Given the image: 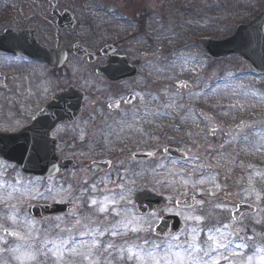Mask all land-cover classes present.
Masks as SVG:
<instances>
[{
	"label": "rangeland",
	"instance_id": "rangeland-1",
	"mask_svg": "<svg viewBox=\"0 0 264 264\" xmlns=\"http://www.w3.org/2000/svg\"><path fill=\"white\" fill-rule=\"evenodd\" d=\"M58 1L62 8L67 7L69 12L78 15V24L72 34L59 31L51 16L47 17L48 0H0V32L6 28L18 31L34 29L55 50H71L75 43H79L96 52L115 44L121 49L120 54L125 55L133 67H137L138 76L125 85L117 86V89L123 87L126 93L139 96L141 115L133 118L130 114V119L123 121L117 128L118 131L124 127L126 132L120 143L111 142L115 134L106 132L104 136L107 133L110 136L106 135L107 142L97 151L101 158H116L113 175L117 170L123 174L125 168L141 174L134 183L120 181L117 185L107 184L108 188H115L117 192L121 190L119 184L126 185L125 191L132 184L129 198L118 201L117 207L127 208L137 214L133 209V195L136 188L143 185L171 198L172 203L183 199L185 193H195L198 201H204L203 213L199 212L197 205V214L206 216L209 211H213L221 223L245 228L246 231H258L257 235L262 237V241L256 240L258 236L254 237L255 232L249 234L247 231V235L253 236L248 243L264 248V78L239 58L220 62L210 60L199 42L202 38L223 40L233 36L237 26L250 23L264 12V0ZM195 65L198 67L193 68ZM66 70L79 88L91 91L90 105L97 99L103 103V94L112 90L94 73L86 71L83 62L73 56ZM49 84L54 90L69 86L64 80L60 83L55 78L50 79ZM187 84L192 90L181 87ZM97 106L94 104L90 110ZM136 120L142 123L137 126L134 123ZM97 123L101 122L97 120ZM106 125L104 121L102 128L92 129L91 120L85 117L69 131L70 140L73 141L68 140L67 145H73V142L75 145L68 150L80 154V149H74L76 146L90 147L86 143L89 135L87 131L92 129L91 132L97 137ZM136 126L137 133L133 136L131 130ZM235 129L240 132H234ZM237 141L241 143L236 145ZM167 147L185 150L189 158L198 157L194 163L204 165L201 169L204 178L217 172L215 183L220 187L216 188L211 183L203 187H191L190 182L197 178V174L189 170L191 165L185 168L182 167L183 163L174 165L173 161L165 158L162 149ZM148 149L154 150L160 157L151 163H143L147 166L130 159L134 151ZM122 152L127 153L126 163L119 156ZM70 156L78 157V154L70 153ZM119 162L122 164L118 168ZM162 163L166 167H159ZM8 169V166L0 164V184L5 185L0 195L6 196L11 190L9 186L15 185L19 192L13 195L23 194V199L17 205L22 214H27L28 206L36 202L37 197L55 200L57 196L55 199L51 197L55 193L56 183L64 182L63 177L52 181L56 183L52 184L54 189L49 193L51 181L28 182L18 171L13 174ZM79 174L77 171L67 180L70 181L71 177L77 179ZM169 181L174 182V188L168 186ZM185 181H189L187 186ZM209 191L214 192L215 196L200 195L201 192ZM64 193L72 195L68 190ZM108 194L111 195L101 191L96 199L102 201ZM237 201L255 206L257 212L254 216H243L241 222L235 224L231 213L235 211ZM11 202L15 203V200ZM75 203L80 211L77 215L62 222L55 221L54 224L49 221V227L53 228L52 236L59 231L54 228L57 223L62 227H71L77 218L83 221V210H80L83 200L78 199ZM214 204H227L231 213L213 208ZM0 206L6 210V205ZM108 206L111 210L112 205L109 203ZM177 212L181 215H176ZM185 212L172 204L170 209L161 214L138 217L150 221L154 228L161 217L178 216L184 224L182 235L186 229L198 224L195 220H186ZM109 217V221L120 219L114 215ZM99 219L96 216L97 224ZM240 234L244 235L245 231ZM205 238L204 233H200L199 239ZM115 239L122 242L132 237L117 236ZM248 255L253 256L251 264H258L259 256L264 253L250 249L243 257H233V260L243 259L247 264Z\"/></svg>",
	"mask_w": 264,
	"mask_h": 264
},
{
	"label": "snow or ice",
	"instance_id": "snow-or-ice-1",
	"mask_svg": "<svg viewBox=\"0 0 264 264\" xmlns=\"http://www.w3.org/2000/svg\"><path fill=\"white\" fill-rule=\"evenodd\" d=\"M124 103L128 101L125 100ZM116 106L119 107L118 101ZM133 118H135V110ZM197 159L198 157L189 158L182 165L185 168L191 165L189 170L197 174V178L190 182L191 187H203L211 183L219 188L214 176L204 178L201 171L204 165L195 164L194 161ZM105 163L112 165L110 160ZM176 163L179 161L173 162L174 165ZM120 164L122 162L118 163V168ZM159 167L166 165L162 163ZM140 175L130 168H125L123 174L119 170L115 175L110 170L106 171L103 177L90 185V190L95 193L101 185H104L100 190L111 195H105L102 201L89 197L90 206L94 209L93 215H96L97 219L102 216L103 219H99L97 224L92 215H88L83 221L77 218L71 227H62L57 223L54 228L59 231L55 236L51 235L52 227L41 230L37 227V221L21 213L17 205L23 199V194L14 196L13 194L19 192V189L15 185L9 186L11 190L7 195H0V204L6 205V210H0V256L7 253L11 259L2 260L0 264H11L12 261L15 264H222V262L237 264L233 257H243L250 249L264 253V248L248 243L253 236L247 235L246 232L241 235L242 228L221 223L215 212L209 211L206 216L197 214V205L199 212L203 213L204 201L196 200L195 193L192 195L185 193V199L177 203L186 206L185 219L195 220L198 224L186 229L182 235L174 233L165 238L156 237L150 221L139 218L138 214L128 211L127 208L117 207L118 201L129 198L132 189L127 188L125 191L126 185L123 183L118 185L121 189L119 192L115 188L107 187L109 182L113 185H117V181L134 183ZM84 183L87 184V180ZM184 183L187 186L189 181ZM168 186L174 188L175 184L169 181ZM4 187L5 185L0 184V190ZM51 192L52 190L49 189V193ZM40 195L43 196V193ZM200 195L214 197L215 193L201 192ZM51 198L55 199V196ZM13 200L15 203L11 202ZM109 203L112 205L111 210ZM213 208L231 213V208L227 204H214ZM238 213L239 209L233 215ZM110 215L120 219L109 221ZM176 215L181 213L177 212ZM213 220L216 223H212ZM237 223H240L239 219ZM257 223L260 221L257 220ZM90 225L95 226L90 227ZM200 233H204L206 238L200 240ZM128 235L132 239L122 242H117L115 239L117 236ZM104 237L109 239L106 240ZM252 259L253 256L248 255L247 264H251ZM239 264H245V261L241 259ZM259 264H264V255L259 256Z\"/></svg>",
	"mask_w": 264,
	"mask_h": 264
},
{
	"label": "flooded vegetation",
	"instance_id": "flooded-vegetation-1",
	"mask_svg": "<svg viewBox=\"0 0 264 264\" xmlns=\"http://www.w3.org/2000/svg\"><path fill=\"white\" fill-rule=\"evenodd\" d=\"M60 5V3L56 4L58 10ZM46 12L49 18V3ZM51 18L55 20L53 16H51ZM24 30L33 31L32 29H22L19 31L14 29V31L18 33ZM25 37L26 39L23 43L24 48L32 46V38H35V44L37 45V43H40L42 45L39 47L40 51H43V48L48 50L47 58L45 62H42L38 60L39 58L31 55L28 56L23 52L11 53L5 50L0 51V133L16 134L31 126L34 118L37 117L44 108H49V101L52 98V88H50L52 86L49 85V76H53L54 73H56L58 80L65 78L63 76V70L60 69L54 72L49 69V43L43 41L39 35L34 37L31 34H27ZM118 50L119 49L115 47L113 52L119 55ZM82 61L87 62V60ZM107 65L108 59L97 55L95 56L93 64L90 66L91 70L95 71L97 68ZM98 79H100L106 87L112 89L103 94V103L102 100L97 99L90 105L92 101L91 93H84L83 114L79 119L71 125H59L51 134V136L57 140L58 154L62 158H68L64 149H71L75 145V142L72 143L73 145H67L68 140H70L69 131L85 117L91 120L95 128L102 127L104 121L107 124L104 127H107L114 124L115 120H113V118L121 117L125 115V112L139 108V97L135 96V99L129 102V97L133 96V94L126 93L123 87L117 89V86L125 85L131 80L111 82L104 76H99ZM62 87V89L58 90V93H67L68 86ZM125 100H127L128 103H124ZM117 101L119 102V107L115 110H111L110 105L116 104ZM94 104H98V106L91 111V106H94ZM47 117L49 119V112ZM97 120L101 123H97ZM82 143L85 144L84 142ZM86 143L90 145L89 148L82 145L74 148L80 149L82 157H86L87 153H89V149H99L100 146L98 144L101 142L96 140L95 134H90ZM0 155H2L1 152ZM0 157L1 164L12 165L20 170V167L16 163L5 160L3 156Z\"/></svg>",
	"mask_w": 264,
	"mask_h": 264
},
{
	"label": "water",
	"instance_id": "water-1",
	"mask_svg": "<svg viewBox=\"0 0 264 264\" xmlns=\"http://www.w3.org/2000/svg\"><path fill=\"white\" fill-rule=\"evenodd\" d=\"M60 22L61 23H59V26L62 28H72L74 24L67 20ZM61 24H64L65 27ZM10 34L11 32L8 31L6 32V35L4 37H0V50L13 52H15L16 50H23V48L21 47L17 48L20 42V38H16L17 42L14 47L7 45L9 44L11 39V36H9ZM201 43L211 58L219 59L223 57H229L231 55H241L245 61L251 63L256 71L264 74V14L261 15L257 20L252 22L251 25L238 27L236 35L231 39L225 41L204 39L201 41ZM77 50L78 52H81L82 49ZM52 54L59 55L60 53L49 52V55ZM61 54L64 56L66 55L65 53ZM44 57L46 58L45 55ZM64 60L65 58L62 61L63 63L65 62ZM132 71L135 74V69H133ZM100 72L101 74L106 75L109 79L112 80L118 79V77L123 74L126 77L133 75L132 72L127 70L125 67H120L119 60L117 59L112 63L110 62V65ZM76 104L77 102L73 104L70 100L67 102H62L61 105L55 103L52 105L50 110H53V113H56L54 110H57L60 116H64H61V120L70 122L76 117V113L72 111V109H75ZM60 106L63 108V111H60ZM19 138H21L20 143L17 144V140H15V137L0 136V145L1 149H3L4 152H7V154H15L14 158H9L13 161H17L18 164L23 167L25 172L35 174H54L58 169L61 168L57 165L52 166L53 161L50 158V154L54 155V153L53 150L51 153V150L49 151V149L54 148L51 145L47 144V138L44 134L42 135L37 131V129H34L25 132ZM32 139H34L35 141L37 139V142H32ZM7 146H14V149L8 150L6 149ZM166 152L169 153L173 158L183 160L186 159L185 155L179 153L176 149L170 148ZM141 194L140 196L144 198L143 194L145 195V193H143L142 195ZM167 205V200L162 197L151 195L150 193L146 195V199L144 201L141 199L136 200V208L140 211V213L143 214L148 213L152 210H162ZM177 206L180 208H186V206L179 203H177ZM34 210L35 209H33L32 211ZM179 229L180 223L177 218L172 219L171 222L163 221L157 228V230H159L160 232L164 231V233L169 230L172 233H177L179 232Z\"/></svg>",
	"mask_w": 264,
	"mask_h": 264
},
{
	"label": "bare ground",
	"instance_id": "bare-ground-1",
	"mask_svg": "<svg viewBox=\"0 0 264 264\" xmlns=\"http://www.w3.org/2000/svg\"><path fill=\"white\" fill-rule=\"evenodd\" d=\"M197 67H198V65L193 66V68H197Z\"/></svg>",
	"mask_w": 264,
	"mask_h": 264
}]
</instances>
